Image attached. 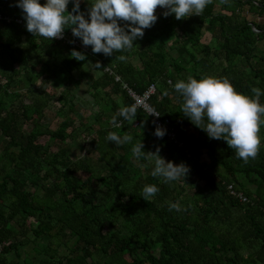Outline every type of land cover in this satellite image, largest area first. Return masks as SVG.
Masks as SVG:
<instances>
[{
    "label": "trees",
    "instance_id": "16d2710c",
    "mask_svg": "<svg viewBox=\"0 0 264 264\" xmlns=\"http://www.w3.org/2000/svg\"><path fill=\"white\" fill-rule=\"evenodd\" d=\"M218 2L219 10L210 0L201 14L180 19L160 8L122 61L121 51L93 52L71 27L64 32L79 45L34 35L15 0H0V14L23 20L0 22V264H264V123L259 153L245 163L183 114L174 88L189 75H212L250 96L253 86L264 89V0ZM245 5L262 21L240 17ZM73 48L86 60L72 57ZM124 84L137 94L155 86L148 101L174 139L156 136L141 108L133 121L119 116L134 102ZM55 93L58 122L50 128L44 110ZM109 131L133 139L117 145ZM140 140L146 152L159 146L167 160L189 165L185 180L153 176L151 154L134 158ZM193 176L201 187L189 189ZM148 183L160 191L145 200ZM170 201L181 210L169 209Z\"/></svg>",
    "mask_w": 264,
    "mask_h": 264
},
{
    "label": "clouds",
    "instance_id": "9594fccd",
    "mask_svg": "<svg viewBox=\"0 0 264 264\" xmlns=\"http://www.w3.org/2000/svg\"><path fill=\"white\" fill-rule=\"evenodd\" d=\"M209 2L210 0H86L88 6L82 9L81 0H44L43 3L41 0H15L16 6L22 9L27 30L34 35L50 39L61 38L64 29L71 27L73 36L80 38L85 46L90 45L93 52L111 56L116 51H121L118 59L122 61L128 58L123 53L132 49L134 41L143 37L144 30L157 21V6L164 9L162 15L174 14L180 19L201 14ZM70 3L71 10L68 9ZM70 55L80 61L86 60V54L75 48ZM96 67H99V62ZM174 88L182 96L183 114L209 137L225 140L245 163L258 155L261 144L259 132L264 123V103H261L260 97L264 95V89L253 86L252 92L255 95L250 96L237 91L227 77L212 75H203L199 79L189 75L187 79L176 81ZM149 113L160 115L154 107ZM119 116L129 121L135 120L137 105L122 106ZM112 120L118 122L117 116H113ZM166 131V128L157 126L155 135L163 137ZM107 139L123 145L130 142L133 136L127 132L121 135L117 131H109ZM132 151L138 161L151 154V174L163 178L166 183L184 179L190 171V166L185 162L175 163L160 155L159 146L154 152H146L140 140ZM159 191L157 184H145L142 188L143 198L147 200ZM168 207L180 211L182 205L170 201Z\"/></svg>",
    "mask_w": 264,
    "mask_h": 264
},
{
    "label": "rangeland",
    "instance_id": "374dc122",
    "mask_svg": "<svg viewBox=\"0 0 264 264\" xmlns=\"http://www.w3.org/2000/svg\"><path fill=\"white\" fill-rule=\"evenodd\" d=\"M218 1H220V0H216V6H215L217 10H219V7H220L219 6L220 3ZM160 8H161L160 6H157L156 12L159 11ZM239 13H240V17L246 18L249 21H252V20H255V21H258V22L262 21V15H256V14L248 11L247 5L243 6L242 9L239 11ZM206 29L207 28L203 29L202 41L208 43V42L211 41L210 40L211 38H210V34L206 31ZM172 53H175V52L172 51ZM133 61L136 63V59H133ZM44 86L45 85H42V87H44ZM61 88L62 87L60 86L59 90ZM57 95H58L57 93L54 94V98L49 102L48 106L44 110L43 124L45 126L50 127V128H55V126L57 125V122H58V118L56 116V111H57V109L59 107V102L56 99ZM82 95L83 96L81 98L85 101L84 102L85 106L89 107V108H91V107L94 108V105L92 104V98L89 95V93L88 92H84ZM7 100H8V98H7ZM24 101H27V99H24ZM79 139L81 140V137H79ZM1 140L2 139H0V141ZM0 149H1V147H0ZM53 149H56V147L53 146ZM72 150L74 151V154L76 156H79V157L82 156L83 153H84V150L83 149L81 150L76 145H74L72 147ZM202 160H204V161L208 160V157H207V155L205 153L202 154ZM83 175H85V174L83 173ZM191 181L192 182H189V184H188L189 189H190L191 186H192L191 187L192 189H195L197 187H201V184L203 183V181L202 180H198L196 178V176H193ZM36 190H37L38 194H42V192H43V190L41 188H37Z\"/></svg>",
    "mask_w": 264,
    "mask_h": 264
},
{
    "label": "built area",
    "instance_id": "2783aa9c",
    "mask_svg": "<svg viewBox=\"0 0 264 264\" xmlns=\"http://www.w3.org/2000/svg\"><path fill=\"white\" fill-rule=\"evenodd\" d=\"M2 21H5L7 23L11 22V21H14L18 24H22L23 23V20L22 18L20 17H13V16H9V15H3V14H0V22ZM69 32H72L71 29L69 30ZM38 35V34H37ZM40 36V35H38ZM47 39H50L48 37H45ZM52 39H55V40H59V41H62V42H70V41H75V43H72L74 45H79L78 41L77 40H71L68 36V33L64 32V35L63 37L61 38H52ZM108 72H112L111 69H109L108 67L105 68ZM115 80L119 81L121 80V77L117 74H115ZM124 87L127 89L129 95L134 99V102L133 104H136L137 105V108H141L142 110H144L147 114H149L152 119H153V122L155 125L157 126H162L164 128L167 129L166 131V135L167 137L171 138V139H174V136H175V130L174 128L168 123V120H164L162 121L160 119V116H156L155 114H151L149 113L152 106L150 105L148 99L150 97L151 94H153L156 90H155V86L153 84H150L148 86V88L142 93V94H137L135 93L133 90H131L129 87L126 86V84H124ZM137 122L134 123V125H136ZM176 141V140H175ZM179 145H181V143L179 142ZM238 196L241 198V199H245V197L242 195V193H238Z\"/></svg>",
    "mask_w": 264,
    "mask_h": 264
}]
</instances>
